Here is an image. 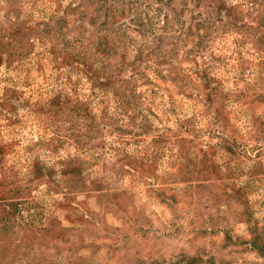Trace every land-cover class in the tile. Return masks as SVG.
<instances>
[{
  "label": "rangeland",
  "instance_id": "1",
  "mask_svg": "<svg viewBox=\"0 0 264 264\" xmlns=\"http://www.w3.org/2000/svg\"><path fill=\"white\" fill-rule=\"evenodd\" d=\"M105 1L0 0V264H264V0Z\"/></svg>",
  "mask_w": 264,
  "mask_h": 264
},
{
  "label": "trees",
  "instance_id": "2",
  "mask_svg": "<svg viewBox=\"0 0 264 264\" xmlns=\"http://www.w3.org/2000/svg\"><path fill=\"white\" fill-rule=\"evenodd\" d=\"M111 1L112 0H106L104 2V5L106 6L105 15L107 17L109 16V14L112 15L115 10L113 7L110 8L109 6ZM176 1L180 2L179 9L177 11H175L174 8V3ZM191 4L193 5V9H195V13L191 11V19L192 21H196L198 19L199 23L194 24L195 29L193 30L192 27L188 25L185 33L191 34V36L194 34L197 35V38H199L197 44L198 46H201L203 41L205 40L208 41L210 33L215 32L217 30L215 22L219 21V18H221L220 16L221 13H223L224 16H230L232 12L234 14V11L238 7V6H233L229 4V2L227 3L224 0H156L155 3L152 2V0H137L134 3H129V4H125V2H123L121 11H126L130 15V17H133L132 21L137 23L138 26L137 29L140 30L142 34H144L143 27L148 28L149 26L148 25L146 26V22H144V17L142 18L143 10H147L149 8H152L153 6L159 7L161 9L163 7L164 8L170 7V11L173 14L172 19L174 20V16H176V19H178V16L180 17L185 12H189L188 7ZM244 6H246L247 8L248 15L243 12L245 8L238 10V15L243 17L250 16L249 14L250 11L248 10L250 8L247 6V4H245ZM157 11L159 10L157 9ZM153 15L155 17L159 16L158 13H153ZM144 16L148 17V23L150 24L151 18L147 15V12L144 14ZM163 18L166 24V21L168 22L169 17H167V15H164ZM201 25L203 26V32L200 33L199 28L201 27ZM225 25H227V23H225ZM184 27H185V22L183 21L181 27L176 31V33H178L177 38H179L182 28L184 30ZM160 40L161 38H156V43H155V40L153 39L154 46L150 48V51H153V54L156 55L157 57L163 56V49L161 48ZM141 47L144 48V44H141ZM110 79L111 78L108 79L107 76L101 75V77H97L96 82H99V84H104L105 82L110 81ZM64 197H65L64 200L70 199L68 196H64ZM74 210H77V208H74ZM21 223L24 225L23 221ZM62 230L65 229L62 228Z\"/></svg>",
  "mask_w": 264,
  "mask_h": 264
}]
</instances>
